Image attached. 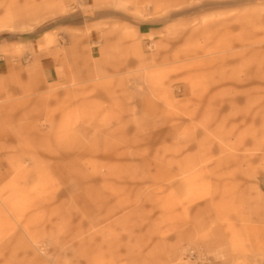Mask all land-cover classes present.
I'll return each instance as SVG.
<instances>
[{"label":"rangeland","instance_id":"obj_1","mask_svg":"<svg viewBox=\"0 0 264 264\" xmlns=\"http://www.w3.org/2000/svg\"><path fill=\"white\" fill-rule=\"evenodd\" d=\"M50 23L0 54V264L206 263L264 172V0H0L2 41Z\"/></svg>","mask_w":264,"mask_h":264},{"label":"crops","instance_id":"obj_2","mask_svg":"<svg viewBox=\"0 0 264 264\" xmlns=\"http://www.w3.org/2000/svg\"><path fill=\"white\" fill-rule=\"evenodd\" d=\"M86 14L85 19L90 22L92 15ZM59 24L50 23L32 33L8 35L6 41L0 40V54L5 49L8 58L24 62L48 54V38L57 28L79 25ZM7 70V62L1 63L0 75ZM238 182L232 186L231 205L221 211L226 218L215 220L197 235L198 245L207 257L202 264H264V172L248 175L241 186Z\"/></svg>","mask_w":264,"mask_h":264}]
</instances>
